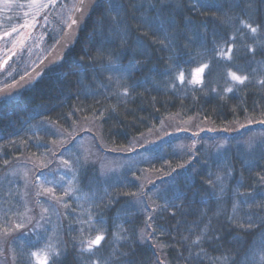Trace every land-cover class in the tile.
<instances>
[{"label":"trees","instance_id":"trees-1","mask_svg":"<svg viewBox=\"0 0 264 264\" xmlns=\"http://www.w3.org/2000/svg\"><path fill=\"white\" fill-rule=\"evenodd\" d=\"M110 3L125 10L122 25L131 33L127 47L112 30ZM132 3L96 0L61 60L45 67L16 97L0 98V173L12 162L30 166L31 157L56 159L59 149L83 135L94 138L101 153L124 163L118 172L101 174L80 153H70L75 173L61 177L72 179L73 191L65 195L60 182L53 183L64 202L55 205L50 195L39 198L34 192L32 220L3 234L1 229L21 210L22 188L17 180L0 181V259L36 264L31 253L44 251L48 264H264V223L257 221L245 232L228 220L230 214L237 220L264 216L256 207L264 203L259 180L264 175V124L259 122L264 85L258 83L264 79V47L258 43L264 42V0H207L208 7L200 11H192L188 0H168L155 8L148 0H135L145 10L137 16H162L173 24L168 47L153 43L158 36L141 35L147 29L137 30ZM241 20L259 25L258 32L252 35ZM233 34L235 39H229ZM137 38L145 50H137ZM229 47L231 59L222 58L218 53ZM109 52L122 66L137 59L143 63L117 86V74L101 70ZM202 63H210L203 83L188 84ZM180 70L186 75L183 84L175 79ZM229 71L249 80L238 84ZM230 86L233 91L226 93ZM51 126L68 132V139L63 142ZM229 168L230 176L225 174ZM142 170L152 174L144 182L137 179ZM217 172L224 180L220 201L219 185L214 189L205 182L209 173L215 180ZM237 188L246 195H237ZM50 200L49 216L57 223L47 221L39 229V209ZM233 203L239 205L235 213ZM101 229L106 237L101 246L83 251ZM142 231L150 236L140 239ZM200 235V243L192 244Z\"/></svg>","mask_w":264,"mask_h":264},{"label":"rangeland","instance_id":"rangeland-1","mask_svg":"<svg viewBox=\"0 0 264 264\" xmlns=\"http://www.w3.org/2000/svg\"><path fill=\"white\" fill-rule=\"evenodd\" d=\"M95 1L0 0V64L2 58H8L0 73V98L16 97L21 91L34 84L45 67L61 60L63 52L72 44L84 17ZM6 2L7 7L5 6ZM6 33L7 35H5ZM172 123L175 124L173 121ZM51 129L52 131L56 130L60 137L64 136L63 142L68 139V132L63 130L57 132L60 129L55 126H51ZM61 143L62 141L52 145L50 152L54 153ZM95 147L94 138L83 135V137L75 139L70 147L63 149V151L59 149L56 159L51 158L53 155L48 156V158L38 156L31 157L35 165L32 163L27 166L15 162L7 165L4 171L5 175L0 173V181L4 178L17 180L16 183L22 188L20 195L22 204L20 212L16 217L13 214L10 223L1 229V233H11L12 227L19 223L28 225L32 220L30 208L34 192L35 196L39 193V198H47L49 194L45 193L44 189L50 188L54 190V195H50V198L54 199L55 205L64 202V198L61 202H57L56 197L63 196H58L57 189L59 187H55L53 183L60 182L62 190L68 187L72 188V185L68 183L69 178H67L68 180L62 178L69 174L73 177L75 173L70 153L76 156L80 153L79 156L82 161L96 164L101 174L103 172H118L124 166L122 160L103 154ZM64 161L68 162L67 165L64 164ZM130 161L128 160L126 163ZM37 167L40 169L36 170ZM138 176L137 179L144 182L152 174L142 170ZM7 182L9 183L11 180H7ZM53 211H55V207ZM51 212L52 200H50V204L44 203L43 207L39 209V229L45 227L47 221L55 226L57 222L54 221L53 223V219L49 216ZM37 227L39 226L35 223V229ZM0 264H7V260L0 259Z\"/></svg>","mask_w":264,"mask_h":264},{"label":"snow or ice","instance_id":"snow-or-ice-1","mask_svg":"<svg viewBox=\"0 0 264 264\" xmlns=\"http://www.w3.org/2000/svg\"><path fill=\"white\" fill-rule=\"evenodd\" d=\"M167 2H168V0H148L149 6L152 8H155L158 4L159 5H165V4H167ZM5 6L6 7L8 6L7 2L5 4ZM188 7L192 11H200L201 9H205L206 7H208L207 0H188ZM132 8H133V11H132L131 16H132V19L136 20V22H137L136 23L137 30L144 29V28L147 29V31H143L141 33V35L151 34L153 36H158V38L153 40V43H158L163 47H168V45L171 43L170 29L173 28V24L170 23L165 18H163L162 16L153 15L152 19H149V17L146 14H141V15L137 16V11H140L141 13H144V11H145L143 9V3H141L139 8H137L135 0H133ZM109 9L112 13H114V15H112V17H111V19L114 21V25H113L112 30L116 34L117 38L119 39L120 45L122 47H127L128 43L130 42L129 38L131 36V33H130L129 28L126 24L122 25L123 17L121 15V13L124 12L125 10L123 9L122 5L116 4V3H110ZM73 23H76V21H73ZM240 24L243 25L244 28L248 29L252 35H255L258 32L259 25L253 26L252 24L247 23L245 20H241ZM13 31H15V29H13ZM5 35H7V33ZM229 39L234 40L235 35L233 34V36H231ZM135 43H136L137 50H145V45H144L142 40L137 38ZM258 43H260L262 45V47H264V42H258ZM100 51L103 52L104 50L101 48ZM231 51H232V48L229 47L226 51L221 49L218 54L221 55L222 58L231 59V56L228 55V53H230ZM248 51L255 53L256 49L249 46ZM108 57H109V59L107 61V64L106 65L102 64L101 70L107 71L110 74L116 73L117 75H116L115 83L117 86H120L123 81H126L128 76L130 75V73L133 70L140 67L141 64L143 63V61L137 59V60L129 61L127 66H122L119 63L118 58H116L111 52L108 53ZM209 67H210V63H202L199 67H197L196 69L193 70L192 77H191V79L187 80V83L192 84V85H201L203 83L202 76L205 73L206 69H208ZM228 76L231 78L232 81H234L238 84H241V85L245 84V82L249 80V76L238 75L234 71H229ZM108 78H109V80H112L111 75H109ZM175 79L180 81L183 84L186 81L185 72L183 70H180L176 74ZM258 83H260L261 85H264V79L258 81ZM212 91H216V89H212ZM224 91L226 93L232 92L233 88L230 86L228 88H225ZM123 94L124 95L128 94V88L123 89ZM249 122H251V121H249ZM259 122L264 124V119L260 120ZM217 147L223 148V144L217 145ZM67 163H68L67 161H64V164L67 165ZM231 172H232V170H231V168H229L225 174L230 176ZM259 180H260V182L264 183V175H261L259 177ZM205 182L209 186L213 187L214 189L217 187V185H219V194L216 196V199L218 201L222 200V197L224 194L223 174L217 172L215 174V180H213L212 179V173H209ZM68 183H69V185H71L72 181L70 180ZM72 191H73V189L71 187L65 188L64 194L69 195ZM44 192L49 194V195H54V190L50 189V188H45ZM236 194L239 196H245L246 195V193L241 192L239 190V188L236 189ZM38 195H39V193H38ZM131 195H137V194L131 193ZM141 195H143V193H141ZM62 199H63V197H56V200L58 203L61 202ZM176 199H181V196L177 195ZM65 207H67V205H65ZM238 207H239L238 203H233V205H232L233 213H235V211ZM256 207L258 209L264 210V203L257 204ZM217 214L218 215L220 214L219 209L217 211ZM149 219H151V217H149ZM91 220H92V216L89 215V221H91ZM228 220L235 227H238L239 229H242L245 232H248V231H251L258 226L257 221H259L260 223H264V216H259V217L254 218L253 215L249 214L245 218L237 220L235 218L234 214H230L228 216ZM210 222L211 221H209V224H210ZM81 223H83V221H81ZM91 226L94 227V225H91ZM24 227H25V225L23 223H19L16 225L17 229L24 228ZM149 227H151V225H149ZM207 227H208V225L206 224L205 229H207ZM201 231H202V233L204 232V230H201ZM148 236H150V234H145L142 231L140 234V239L143 240V239L147 238ZM105 238L106 237H105L104 230L103 229L98 230L95 237L90 238L87 241V244L83 247V251L92 252L94 248H98L99 246H101L102 241H104ZM117 238L119 239L120 237H117ZM125 239H126V237H125ZM185 239H187V237H185ZM202 239H203V235L196 236V238L194 240H192L191 243L194 245H198ZM53 254L58 255V253H56L55 251H53ZM31 256L36 258V264H48V260L50 258L48 256V254L45 253L44 251H41L39 253L38 252H32ZM224 260H227V257H224ZM261 261H264V255L261 256ZM92 264H95V261H93ZM160 264H163V261H161Z\"/></svg>","mask_w":264,"mask_h":264},{"label":"water","instance_id":"water-1","mask_svg":"<svg viewBox=\"0 0 264 264\" xmlns=\"http://www.w3.org/2000/svg\"><path fill=\"white\" fill-rule=\"evenodd\" d=\"M7 60H8V58H4V60H3L2 63H1V67L4 66V64L6 63Z\"/></svg>","mask_w":264,"mask_h":264},{"label":"flooded vegetation","instance_id":"flooded-vegetation-1","mask_svg":"<svg viewBox=\"0 0 264 264\" xmlns=\"http://www.w3.org/2000/svg\"><path fill=\"white\" fill-rule=\"evenodd\" d=\"M2 72V70L0 71V73Z\"/></svg>","mask_w":264,"mask_h":264}]
</instances>
